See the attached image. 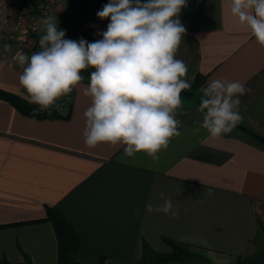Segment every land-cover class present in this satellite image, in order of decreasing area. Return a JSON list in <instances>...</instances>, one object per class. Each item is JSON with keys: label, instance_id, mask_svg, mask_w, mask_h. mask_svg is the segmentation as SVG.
<instances>
[{"label": "crops", "instance_id": "0c3cea01", "mask_svg": "<svg viewBox=\"0 0 264 264\" xmlns=\"http://www.w3.org/2000/svg\"><path fill=\"white\" fill-rule=\"evenodd\" d=\"M88 3L55 10L58 28L61 14L78 4L84 10ZM230 3L186 0L178 17L186 32L176 58L189 76H202L201 95L209 81L220 78L251 89L240 97L238 124L264 136V45L231 14ZM109 22L99 19L89 42L102 39L99 33ZM4 45L0 42L3 51ZM17 52L11 46L0 54L7 61L0 71V264H22L24 254L33 264L57 261L59 243L46 220L48 208L74 226L77 260L87 264L101 257L104 264H135L144 241L156 252H171L164 238L188 244L210 264H238L264 246L262 143L236 126L211 138L200 112L185 116L178 108L180 135L157 153L159 160L144 152L128 157L124 145L108 142L89 148L83 132L91 100L83 88L90 76L82 74L71 92L68 113H24L22 105L36 104L19 83L23 69L7 58ZM161 193L172 200L175 217L146 212L148 203L163 204Z\"/></svg>", "mask_w": 264, "mask_h": 264}, {"label": "clouds", "instance_id": "9594fccd", "mask_svg": "<svg viewBox=\"0 0 264 264\" xmlns=\"http://www.w3.org/2000/svg\"><path fill=\"white\" fill-rule=\"evenodd\" d=\"M185 6L186 0H110L96 14L110 22L99 33L102 39L94 42L66 39L56 17L42 18L40 50L31 56L16 53L23 69L19 83L29 102L41 111L53 107L59 111L56 102L80 85L82 70L94 68L83 88L91 100L84 112L85 144L124 145L128 157L144 152L159 160L157 153L180 135L175 112L182 106V92L191 89L195 79L187 77L186 64L176 58L186 32L178 18ZM230 12L264 45V0H231ZM10 48L4 45V52ZM6 63L0 59V71ZM249 92L244 83L227 78L211 80L202 88L198 111L201 127L211 138L233 130L242 118L240 97ZM160 198L163 204L154 208L148 203L146 212L175 217L172 200L164 193Z\"/></svg>", "mask_w": 264, "mask_h": 264}, {"label": "built area", "instance_id": "2783aa9c", "mask_svg": "<svg viewBox=\"0 0 264 264\" xmlns=\"http://www.w3.org/2000/svg\"><path fill=\"white\" fill-rule=\"evenodd\" d=\"M86 0H0V42L10 44L31 56L40 50L39 38L43 34L42 18L53 16L55 10L68 3ZM108 0H89L86 7L75 15V22L83 25L85 34L90 38L98 20L96 14ZM0 48V54L4 55ZM15 63L16 56H7Z\"/></svg>", "mask_w": 264, "mask_h": 264}, {"label": "trees", "instance_id": "16d2710c", "mask_svg": "<svg viewBox=\"0 0 264 264\" xmlns=\"http://www.w3.org/2000/svg\"><path fill=\"white\" fill-rule=\"evenodd\" d=\"M82 8V4H78L71 12L59 16L60 29L65 30L66 36L75 28V15L81 12ZM83 39L88 42L90 41V38L85 34V29L83 32ZM201 78L202 76L200 77V80ZM22 108L24 113H32L40 117H53L58 115V113L51 110L39 111L34 105L26 104L22 105ZM46 220L53 223L59 243L58 259L56 262L49 264H87L77 260V254L80 248L79 235L74 226L64 217V215L55 208H48ZM164 239L171 246V252H156L149 243L144 241L142 258L135 264H168L169 261L187 264L197 259H205L202 254L192 250L188 244L177 242L170 238ZM247 259L240 261L238 264L245 263ZM104 261V257H101L96 264H104ZM22 264H33L29 255L24 254V263Z\"/></svg>", "mask_w": 264, "mask_h": 264}, {"label": "rangeland", "instance_id": "374dc122", "mask_svg": "<svg viewBox=\"0 0 264 264\" xmlns=\"http://www.w3.org/2000/svg\"><path fill=\"white\" fill-rule=\"evenodd\" d=\"M83 32H84L83 25L77 23L73 31L65 38L79 41L81 38H83ZM187 77H191V76L187 74ZM199 81H200V77L195 76V79L192 82L191 89L186 90V92L181 96L182 106L180 107V109L183 112L185 111L184 113L185 116H193L199 112L198 105L200 103V97H201V94L198 91ZM56 103L61 106L60 110L57 111L56 108L53 107L51 111H54L56 113H64V114L68 113L71 104V93L61 97ZM34 106L36 109L41 111L38 105H34Z\"/></svg>", "mask_w": 264, "mask_h": 264}, {"label": "water", "instance_id": "95a60500", "mask_svg": "<svg viewBox=\"0 0 264 264\" xmlns=\"http://www.w3.org/2000/svg\"><path fill=\"white\" fill-rule=\"evenodd\" d=\"M95 71L94 68H88L85 70H82V74L83 75H87L90 76V74ZM186 91L182 92L181 96L185 93ZM236 127L241 130L242 132H244L245 134H248L249 136H251L252 138L256 139L257 141H259L260 143H262L264 145V136L247 128L244 125L238 124L236 125ZM168 264H180L177 262H169ZM187 264H210L206 259H197L194 260L190 263ZM243 264H264V246H262L261 248H259L254 254H252Z\"/></svg>", "mask_w": 264, "mask_h": 264}]
</instances>
